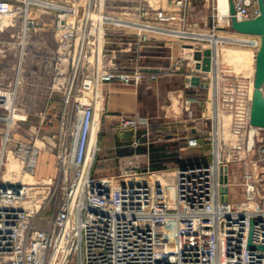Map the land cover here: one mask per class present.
<instances>
[{
  "label": "built area",
  "instance_id": "2783aa9c",
  "mask_svg": "<svg viewBox=\"0 0 264 264\" xmlns=\"http://www.w3.org/2000/svg\"><path fill=\"white\" fill-rule=\"evenodd\" d=\"M13 1L0 0V25L10 28L20 22L22 37L26 38L38 30L39 22L31 17L30 6H17ZM191 3L192 0H160L154 12L144 9L125 18L109 15L106 0H66L49 7L54 11L53 29L58 41L54 88L60 86L59 76L68 75L58 152L62 198L58 213L43 220L48 228L34 229L46 194L42 186L31 188L30 183L21 180L35 174L38 148L35 144L17 143L13 155L23 167L19 176L16 172L11 175L18 181L7 182L6 173L0 170V264H264V129L250 123L254 90L251 81L242 80L236 92L223 98L231 119L229 131L236 144L224 141L220 146L219 142V150L232 147V153L244 152L243 160L249 156L251 165L261 166L260 171L250 170L249 163L245 164L244 199L239 204L230 200L229 170L224 171L227 166L221 155L217 160L216 151L213 162L174 172L171 193L156 180L140 183V175L155 172L139 175V163L128 162L116 178L94 175L100 126L95 144L92 136L105 111L102 86L114 80L139 86L147 78H158L156 74H145L140 66L133 71L115 68V52L109 50L108 38L125 33L147 42L146 28L178 32L169 25L185 26ZM233 4L238 21L260 15L258 0H233ZM136 19L153 20L155 25ZM117 22L143 30L130 34ZM230 28L231 14L227 18V30ZM7 94L16 96L0 89V110L9 107L11 113L9 118L0 117L6 122L16 113L14 106L7 103ZM192 102H184L190 116ZM217 117V113L214 120L204 115L211 122L208 131L216 134L221 127L214 126ZM147 128V120L138 117L121 118L117 126L120 132H145ZM213 144L216 148V142ZM189 145L196 147L198 141L193 139ZM165 173L156 174L165 177ZM226 175L228 183L224 182ZM226 187L227 195L223 192Z\"/></svg>",
  "mask_w": 264,
  "mask_h": 264
},
{
  "label": "rangeland",
  "instance_id": "374dc122",
  "mask_svg": "<svg viewBox=\"0 0 264 264\" xmlns=\"http://www.w3.org/2000/svg\"><path fill=\"white\" fill-rule=\"evenodd\" d=\"M49 3L62 5L66 0H45ZM199 1V5L193 6L192 3ZM15 5L25 8L23 0H14ZM191 5L187 11V24L181 26L174 23L173 31H187L190 34L209 35L212 36L217 32L220 26V19L217 12V0H192ZM160 0H106L105 10L114 17L125 18L123 16H131L130 13H138L142 10L154 12L158 9ZM152 6V7H151ZM30 15L39 22L37 31H33L22 37V25L20 22H15V27L4 28L0 25V89L7 92H14L16 99L14 108L16 113L26 115V120H16L12 127L5 120H0V141L6 140L7 150L14 154L17 143H33L38 148V158L42 155L47 156L54 165H50L53 175L48 177H38V170L33 176H25L21 180L32 184L31 188L42 186L46 194V201L40 209L38 219L35 221L34 229H46L48 224L44 222L45 219H52L60 208L62 198V190L59 184V170H58V152L61 139V130L63 127V115L61 109H64V100L68 88V75L59 76L60 86L54 88V78L56 76L55 65L57 60V34L54 31V11L49 7H42L39 5H30ZM155 9V10H154ZM131 18V17H129ZM135 19V17H133ZM139 23L150 22L155 25L153 20L146 21L145 19H136ZM202 22H207L208 26L202 31ZM128 33L141 32L140 30L125 28ZM217 31V32H216ZM229 31V30H228ZM227 34L230 37H236V33L229 31ZM125 34V33H117ZM149 40L160 42L162 44L174 45L176 51L181 52L184 56V64L187 68H191V72L199 74L204 80V84H208L209 88L203 91V110L201 115L217 117L220 127L219 142L223 146L225 141L228 145H235L236 140L230 134L231 119L229 111L226 109V104L223 98L227 94H232L238 90L242 83V78L251 81V68L255 67L254 58L257 54V48L242 47L244 52L251 53L252 58L249 63L248 70L250 74L238 73L235 70L234 64L225 62L221 58V45L215 46L207 40L190 39L186 40L182 37H175L173 35H160L155 33H147ZM170 34V33H169ZM172 34V33H171ZM192 38V37H190ZM189 39V38H188ZM227 47H236L231 44H226ZM23 58L21 84L17 86L19 78V63ZM207 60L210 63V70H206L208 66ZM253 66V67H252ZM202 82V81H201ZM141 85V84H140ZM135 86V85H129ZM217 88V89H216ZM216 89V90H215ZM52 97V99H51ZM211 104V106H210ZM56 107V108H55ZM192 109V106H191ZM185 111V108H184ZM186 114H188L185 111ZM11 115L10 108H2L0 110V117L2 119L9 118ZM189 115V114H188ZM201 116L196 120L188 119L189 123H196L202 125ZM68 119V117H67ZM226 120L229 123L226 125ZM216 121V120H215ZM217 127V129H218ZM216 133L206 131L202 137V145L200 148L201 155L206 157L208 163L213 162L214 152L216 151ZM193 140V139H191ZM189 140V144L190 141ZM198 141L199 140L195 139ZM232 147H221L220 155L224 159L223 163L228 167L231 189L230 200L235 203L242 202L244 199V187L242 186L243 172L246 163H249L250 170L258 169L261 166L250 164V157L243 160L245 153H232ZM14 156V155H13ZM17 158V156H14ZM18 159V158H17ZM242 159V160H239ZM129 162V161H128ZM139 175L146 171L139 163ZM264 169V165L262 166ZM6 173V169H1V174ZM157 173V172H156ZM154 174L156 181L169 182L174 184V171H168L163 174ZM162 173V172H161ZM263 188L264 184L262 183ZM170 192L174 190L173 185L166 187ZM171 193V192H170Z\"/></svg>",
  "mask_w": 264,
  "mask_h": 264
},
{
  "label": "crops",
  "instance_id": "0c3cea01",
  "mask_svg": "<svg viewBox=\"0 0 264 264\" xmlns=\"http://www.w3.org/2000/svg\"><path fill=\"white\" fill-rule=\"evenodd\" d=\"M192 5H199V1ZM169 26L172 28L175 25ZM200 26L204 31L208 23L202 22ZM108 48L115 52L112 56L115 68L133 71L140 66L145 74H156L158 78H147L139 86L125 85L119 80L102 86L105 111L97 139L99 152L94 165L95 177L116 178L128 161L140 163L145 173L176 172L186 166L207 164L206 157L199 151L202 137L210 129L208 120L201 115L205 87L191 85V77L199 74L186 67L182 53L171 44L151 40L139 42L135 35L121 34L108 38ZM201 80L203 83L204 80ZM187 99L193 100L191 116L184 111ZM201 116V126L188 121L199 120ZM135 117L147 120L145 132H120L117 129L121 118ZM191 139H198L199 144L190 146ZM51 164L54 165V162L41 155L35 170H38V177L52 176ZM154 180V175H140L138 178L142 184Z\"/></svg>",
  "mask_w": 264,
  "mask_h": 264
},
{
  "label": "bare ground",
  "instance_id": "6f19581e",
  "mask_svg": "<svg viewBox=\"0 0 264 264\" xmlns=\"http://www.w3.org/2000/svg\"><path fill=\"white\" fill-rule=\"evenodd\" d=\"M26 3L27 8L31 4L34 5H39L42 7H50L53 5L52 3H49L45 0H23ZM217 8H218V16L220 18V26L218 27L219 29H222V32H217L216 34L209 36V35H197V34H186L183 32H174V33H168V35H173L175 37H184L186 40L190 39H197V40H207L211 43H213L215 46L221 45V58L225 62H229L230 64H234L233 66L235 67V70L238 73H245V74H250L251 72V84L253 86L254 84V77H255V69H256V56L254 58L255 61V67L251 70H248L249 63L251 62L252 54L251 53H246L244 52L245 49L242 47H249V48H257L259 49L261 38L258 36H249V35H244V34H239L237 33L236 37H230L227 34L230 32L227 30V18L230 14V8H231V3L230 0H217ZM10 22V21H9ZM117 25L124 26L129 28L130 25L123 23V22H117ZM143 30V27H141ZM140 29V31H141ZM148 33H155V34H160V35H167L165 32H160V31H154L149 28H146ZM192 37V38H190ZM189 38V39H188ZM226 44H231L232 46L236 47H227ZM23 56L20 60L19 63V78L17 81V86L21 84V75H22V63H23ZM249 62V63H248ZM253 67V66H252ZM251 71V72H250ZM243 80H248L245 78H242ZM209 88V85H208ZM217 89V88H216ZM215 89V90H216ZM7 103L10 106H14L15 98L16 96L14 94H7ZM175 106V105H174ZM211 106V104H210ZM26 115L14 113L11 118L8 120L10 127L14 125L16 120H21L24 121L26 120ZM226 125L229 123V121L226 120ZM99 123L96 124L94 127V132L92 136V144H95L96 138H97V133L99 130ZM219 135L220 133L217 132L216 134V154H217V160H219L220 157V150H219ZM23 164L20 160H18L16 157L12 155L10 151L7 150V142L6 140H1L0 141V170L2 168L6 169V174H5V180L7 182H17L18 178L13 177L11 175V172H16L17 176H19L20 172L22 171ZM163 186H172V183L169 182H162L160 183ZM32 185V184H31ZM170 199V197H169ZM172 199V198H171ZM252 208H255L256 205H252Z\"/></svg>",
  "mask_w": 264,
  "mask_h": 264
},
{
  "label": "water",
  "instance_id": "95a60500",
  "mask_svg": "<svg viewBox=\"0 0 264 264\" xmlns=\"http://www.w3.org/2000/svg\"><path fill=\"white\" fill-rule=\"evenodd\" d=\"M230 3V31L249 36H258L261 38L260 46L256 54V69L250 123L253 127L264 129V0H258L260 15L257 18L248 21H238L235 17L233 0H230ZM205 64L208 65L205 69L210 70V63L208 60ZM191 85L208 88V84L202 83L199 76L191 77ZM208 123L210 124L211 122L208 120ZM224 171L227 173V167H225ZM224 182L228 183L227 175L224 178ZM223 192L227 195L229 189L226 187Z\"/></svg>",
  "mask_w": 264,
  "mask_h": 264
}]
</instances>
